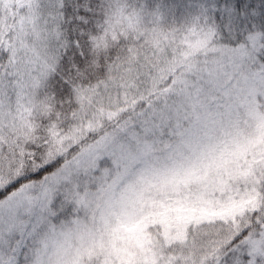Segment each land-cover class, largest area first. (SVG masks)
<instances>
[{
	"label": "snow or ice",
	"instance_id": "6c2138e0",
	"mask_svg": "<svg viewBox=\"0 0 264 264\" xmlns=\"http://www.w3.org/2000/svg\"><path fill=\"white\" fill-rule=\"evenodd\" d=\"M0 264H264V0H0Z\"/></svg>",
	"mask_w": 264,
	"mask_h": 264
}]
</instances>
